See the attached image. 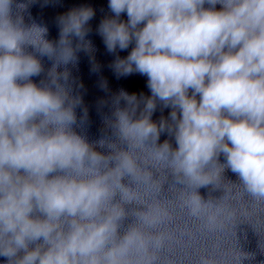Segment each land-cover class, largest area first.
Returning <instances> with one entry per match:
<instances>
[{"label":"clouds","instance_id":"9594fccd","mask_svg":"<svg viewBox=\"0 0 264 264\" xmlns=\"http://www.w3.org/2000/svg\"><path fill=\"white\" fill-rule=\"evenodd\" d=\"M28 6L0 0L6 264H156L166 239L158 229L172 218L163 184L156 188L161 174L181 207L209 226L226 211L216 203L229 197L219 186L226 170L242 196L264 202V0H108L112 15L97 33L117 54L115 74L146 77L150 95L121 90L106 134L94 141L76 130L87 110L78 120L82 98L59 69L75 64L79 49L94 51L85 38L95 10L81 5L59 16L54 42L46 26L25 23ZM42 57L53 63L37 84ZM158 106L170 112L154 121ZM164 133L170 139L160 143ZM209 185L224 195L204 200L198 190Z\"/></svg>","mask_w":264,"mask_h":264}]
</instances>
